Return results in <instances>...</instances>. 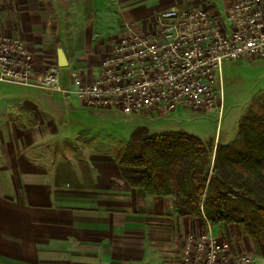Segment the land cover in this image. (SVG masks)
<instances>
[{"label": "crops", "instance_id": "obj_1", "mask_svg": "<svg viewBox=\"0 0 264 264\" xmlns=\"http://www.w3.org/2000/svg\"><path fill=\"white\" fill-rule=\"evenodd\" d=\"M116 1L89 0L90 12H104L96 27H88L85 20L81 27L57 26L50 19L53 3L48 17L36 7V17L28 23V9L20 5V26L10 30L33 49L35 76L44 64L59 66L61 46L67 72L75 70L69 65L76 61L83 66L79 74L98 78L101 61L128 29L116 20L124 25L144 22V10H149L144 4L118 3L117 18L107 8ZM69 49L77 50L74 60ZM41 90L20 94L28 129L16 136L21 143L17 147L15 141L14 155L0 150V264H183L177 250L188 223H199L201 230V224L209 222L179 215L171 195H152L131 186L119 169L123 149L115 159L104 151L107 143L97 144L105 138L95 141V128L101 124L89 123L85 130L87 125L69 118L88 106Z\"/></svg>", "mask_w": 264, "mask_h": 264}, {"label": "built area", "instance_id": "obj_2", "mask_svg": "<svg viewBox=\"0 0 264 264\" xmlns=\"http://www.w3.org/2000/svg\"><path fill=\"white\" fill-rule=\"evenodd\" d=\"M30 51L19 38H0V81L59 93L91 108L126 115L168 114L178 109H223L224 66L243 57L264 59V0H238L223 15L201 7L173 6L155 16L154 27H128L89 80L50 66L33 77ZM221 91V92H220ZM184 264H260L246 251L234 252L212 226L189 234Z\"/></svg>", "mask_w": 264, "mask_h": 264}, {"label": "rangeland", "instance_id": "obj_3", "mask_svg": "<svg viewBox=\"0 0 264 264\" xmlns=\"http://www.w3.org/2000/svg\"><path fill=\"white\" fill-rule=\"evenodd\" d=\"M234 1L238 0H118L116 3H110L111 5L107 8L110 12H113L111 16L117 17L118 3L123 5H129L130 3L134 5H147L149 6V10H144V12L147 13V15L145 14V16L142 17L144 22H134L127 25L117 20L116 22L119 23V27H143L142 25H144V27H154V15L156 16L160 11L169 7L195 6L205 8L218 15H223L226 6ZM51 3H53V10L50 14L49 12H51L52 7ZM88 3L89 0H0V38L8 36L22 39L25 42L32 57L34 69L33 77L36 78L33 49L22 37H20V35L18 36V34L10 30L13 29L15 31V29H18L20 26L19 6H23L24 11L26 8L28 9V23H31L32 20L35 19L36 16L34 13L36 7H38L37 11L42 12L47 17L48 14H50V19L52 18L59 27H81L83 20L88 23V27H96L98 20H103L102 16L104 12H93V10L90 12ZM32 13L34 15H31ZM109 20H111V18H109ZM76 49H69L72 60H74L73 55L77 52ZM54 65L57 64H44L42 72L45 71L44 69ZM69 66L70 69H75L73 72L83 73L81 71L83 67L82 64L71 61ZM67 71V67L61 68L62 73L68 74ZM35 89L41 90V88L32 85L0 81V150H8L9 153L14 155L16 149L15 141L18 143L17 147H20L21 142L19 139H16V136L24 133L23 130L27 128V124L30 120H28V123L23 120V116H25L26 112H22L24 107L19 97H21V93L24 94V90L31 91ZM43 91L50 93L49 91ZM221 91L223 97V109L221 114L215 109L208 110L201 108L196 110L188 108L163 115L140 113L135 114L137 115L136 117L135 115L123 114L116 109H92L87 107L86 109H82L77 117L74 114V116H69V118L74 120L76 125L79 123L87 125V127L84 126L85 130H88L90 124L92 125L95 122L101 124V127L96 126L95 128V130H97L95 141L97 142V139H99L98 141H102V139L105 138L104 141L97 142V144L102 146L101 144L107 143L104 151L111 153L115 159H118L122 149H124L132 128L140 124L148 125L151 131L156 132L167 129L185 130L200 136L207 143L213 140L215 146L218 142L234 139L239 122L249 111L256 115V117L264 116V59L243 57L226 63L224 66L223 86L221 87ZM27 115L29 119L32 118L29 112ZM145 116H149L150 118H146ZM28 118L26 117V119ZM144 122H148V124ZM117 130L119 132L118 136L116 135V133H118ZM101 133H103V135H101ZM115 139L116 142H114ZM90 145L91 144L87 147L93 151L97 150V147H90ZM76 155L79 158L80 154L78 152ZM59 163L61 164V162ZM78 165L79 162L77 163V167ZM171 198H173L172 195ZM230 224L212 225L215 235L220 239L227 238L234 252L246 251L255 255L260 264H264V235L251 236L245 233L243 226L237 223ZM201 225V230H199V223H188L186 227L188 228L186 230L187 232L183 240L180 241L181 244L178 245L177 252L182 251L184 240L189 234L198 235L207 230L208 225L205 224V222ZM182 263L184 264L183 261Z\"/></svg>", "mask_w": 264, "mask_h": 264}, {"label": "trees", "instance_id": "obj_4", "mask_svg": "<svg viewBox=\"0 0 264 264\" xmlns=\"http://www.w3.org/2000/svg\"><path fill=\"white\" fill-rule=\"evenodd\" d=\"M118 164L131 186L172 195L179 215L216 226L237 223L248 235H264V116L249 111L234 139L215 146L185 130L138 125Z\"/></svg>", "mask_w": 264, "mask_h": 264}, {"label": "water", "instance_id": "obj_5", "mask_svg": "<svg viewBox=\"0 0 264 264\" xmlns=\"http://www.w3.org/2000/svg\"><path fill=\"white\" fill-rule=\"evenodd\" d=\"M58 63L61 67L68 65L67 57L61 46L58 47Z\"/></svg>", "mask_w": 264, "mask_h": 264}]
</instances>
